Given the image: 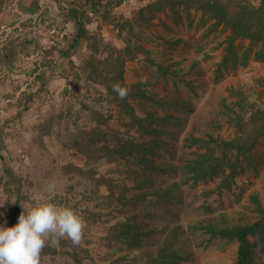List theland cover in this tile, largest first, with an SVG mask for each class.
Returning a JSON list of instances; mask_svg holds the SVG:
<instances>
[{
  "label": "rangeland",
  "instance_id": "1",
  "mask_svg": "<svg viewBox=\"0 0 264 264\" xmlns=\"http://www.w3.org/2000/svg\"><path fill=\"white\" fill-rule=\"evenodd\" d=\"M29 1L2 0L0 4V53L11 40L16 41L17 48H20L10 69L0 62V125L6 133L5 157L23 182L24 207L51 203L58 208H70L84 224L79 246H74L67 239H60L53 246L51 240L54 237L46 241L48 246L41 253L40 264L106 263L113 256L112 249L119 246L109 237L106 239L108 226L115 218L141 210L139 205L108 210L106 203L99 197L104 194L97 180L104 175L114 179L111 182L119 184L125 181L129 184L135 172L134 166L124 161H88L71 147L69 139L79 132L88 131L95 124L92 109L110 117L108 126H101L104 130L112 128L127 136L135 126L126 114L105 101L102 85L85 81L84 76L75 79L71 75L73 67L78 68L87 54L86 46L77 47L68 57L56 53L54 48H66L71 39L73 23L65 14L72 1L35 0L38 10L32 15L22 11L23 7L30 4ZM150 1L124 0L118 6L107 7L108 15L113 17L107 21L103 20L101 14H89L85 18L86 27L97 38L94 46L96 58L108 62L128 39L130 46L140 43L151 51L154 60L163 64L171 63V68L179 72L176 79L156 75L154 66L143 53L123 61V83L144 82L145 90L154 93L158 99L187 100L190 104L191 110L184 114L187 119L185 131H176L173 139L177 146L171 149V154L180 150L186 131L191 129L194 133L210 132L222 138L231 137L232 128L225 121L226 114L221 101L225 100L226 104L236 101V92L239 91L246 96L249 108L263 106L264 61L250 56L246 65L217 72L216 63L221 59V44L227 31L218 28L204 36L206 24H203L198 12L189 15L181 12L179 21H174L169 13H158L151 26L144 31L143 38L138 41L131 32L121 29V22L131 18L138 7ZM252 1L256 3L257 0ZM161 36L180 37L183 43L175 49H166V55H161ZM26 40L28 42H24ZM246 44L247 41H244L235 45L238 54ZM192 64L194 72L190 70ZM71 65L74 66L71 68ZM40 69L46 75L43 87L33 78ZM33 70L35 73L31 74ZM30 92L33 97L29 109H22ZM130 105L133 114L139 118L145 116L146 111L163 112L152 102L131 101ZM211 123L216 127L211 126ZM170 152L161 154V157L165 156L169 161L176 160L170 156ZM252 156L255 169L246 170L236 179L244 188L239 201L233 196L239 189L234 194L217 196L213 193L206 197L201 191L213 187L214 183H199L192 187L183 185V201L169 207L171 216L160 214L157 210L153 213L157 217L152 218V214L148 217L156 227L164 226L166 230L181 225L186 230L187 237L183 235L181 245L190 257L181 264H232L236 243L188 231L189 226L194 225L199 218L220 210H224L233 221L240 217H244V220L254 217L246 196L256 191L264 201L263 137L258 138ZM71 164L79 170L69 172L67 169ZM159 177L161 183L165 184L172 183L180 176L164 173ZM2 182L0 163V203L5 198L1 191ZM50 183L55 185L54 191L48 190ZM9 222L4 202L0 206V226L8 227ZM123 247L119 246L125 250ZM257 260L264 264V256L258 254Z\"/></svg>",
  "mask_w": 264,
  "mask_h": 264
},
{
  "label": "trees",
  "instance_id": "2",
  "mask_svg": "<svg viewBox=\"0 0 264 264\" xmlns=\"http://www.w3.org/2000/svg\"><path fill=\"white\" fill-rule=\"evenodd\" d=\"M71 1L65 14L73 23L71 39L66 48H54L56 53L68 57L77 47L86 46L88 52L82 58L80 66L75 68L71 65V68L73 67L71 75L75 79L84 76L85 81L102 85L105 101L126 114L130 118V123L135 126L128 135V130L126 131L127 136L112 128L104 130L101 126H108L110 117L92 109L95 124L88 131L79 132L69 139L71 147L88 161L97 159L115 163L124 161L134 166L135 170L129 184L125 181L119 184L111 182L114 179L104 175L97 180L98 187L102 186L104 194L99 197L106 203L108 210L110 208L122 210L137 205L141 210L112 220L106 231V239L109 237L120 247L124 246L125 250L119 246L117 249L113 248L111 252L113 256L106 263L99 264H181L190 257L181 245L183 235L187 237L186 230L181 225H174L173 228L166 230L164 226L156 227L150 223L148 217L151 214L152 218L157 217L153 214L157 210L161 212L160 214L171 216V213H168L169 207L183 201L181 195L183 185L192 187L199 183L205 185L214 183L213 187L201 191L206 197L213 193L217 196L223 193L234 194V191L239 189L233 195L239 201L244 188L236 179L246 170H254L256 167L252 155L258 138H264V105L249 108L246 96L237 91L236 101L228 104L225 100L221 101L223 112L226 114L225 121L232 128L231 137L222 138L219 134L210 132L194 133L191 129L186 131L187 135L180 150L174 155L171 154V149L177 146L173 139L176 131L178 132V129L185 131L187 119L184 114L191 110L190 104L187 100L158 99L154 93L145 90L144 82L137 81L128 85L123 83V61L134 59L143 53L154 66L156 75L165 79H176L179 72L171 68V63L163 64L154 60L150 55L151 51L140 43L130 46L128 39L124 47L117 50L108 62L100 61L95 56L96 35L86 27L85 18L89 14H101L103 20L107 21L113 18L108 15L107 7L118 6L124 0ZM29 2L30 4L23 7L22 11L32 15L38 10V5L35 0ZM101 9L105 10L100 12ZM181 12L186 15L191 12L199 13L203 24H206L204 36L217 31L218 28L227 31L221 44V59L216 63L217 72L228 67L233 69L238 65H246L250 56L255 60L264 61V0H257L256 3L252 0H152L138 7L131 18L122 21L121 29L128 30L140 41L144 31L151 26L152 20L158 17V13H169L174 21H179L182 17ZM159 38H161L159 43L163 46L161 55H166V49H175L183 43L180 37ZM244 41H247V44L238 54L235 45ZM16 44V41L11 40L1 49L0 62L8 69L12 67L20 49ZM35 70L31 74L35 73ZM190 70L194 72L193 64ZM45 76L44 70L40 69L33 78H36L43 87L46 84ZM113 84L126 87L127 98L120 99L113 91ZM32 97L30 92L22 109H29ZM131 101L152 102L155 107L162 108L163 112L146 111L145 116L139 118L133 114ZM211 126L216 127L213 123ZM5 136L6 133L0 125V163L3 181L1 191L5 195L4 202L10 220L8 227H11L18 223L25 198L22 191L23 182L5 157ZM169 152L176 160L169 161L165 156L161 157V154ZM73 169L79 170L73 164L67 170L70 172ZM164 173H174L181 178L164 184L159 177ZM246 198L249 209L254 213L250 220L240 217L233 221L227 217L224 210H220L215 214L208 213L207 216L199 218L194 225L189 226L188 232H200L208 238L236 243L232 264H260L257 255L264 256V201L256 191L249 192Z\"/></svg>",
  "mask_w": 264,
  "mask_h": 264
},
{
  "label": "clouds",
  "instance_id": "3",
  "mask_svg": "<svg viewBox=\"0 0 264 264\" xmlns=\"http://www.w3.org/2000/svg\"><path fill=\"white\" fill-rule=\"evenodd\" d=\"M112 88L120 99L127 98L126 87L113 84ZM54 189L55 185L50 183L48 190ZM21 207L18 223L0 226V264H40L41 253L48 246L46 241L52 237L53 246L60 239L70 240L74 246L81 243L84 224L70 208H58L51 203Z\"/></svg>",
  "mask_w": 264,
  "mask_h": 264
}]
</instances>
